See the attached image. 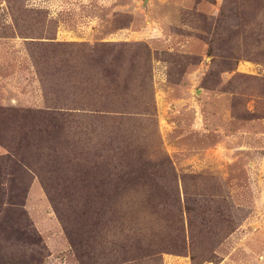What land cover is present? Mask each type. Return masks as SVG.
Wrapping results in <instances>:
<instances>
[{"label": "rangeland", "instance_id": "rangeland-1", "mask_svg": "<svg viewBox=\"0 0 264 264\" xmlns=\"http://www.w3.org/2000/svg\"><path fill=\"white\" fill-rule=\"evenodd\" d=\"M0 264H264V0H0Z\"/></svg>", "mask_w": 264, "mask_h": 264}]
</instances>
